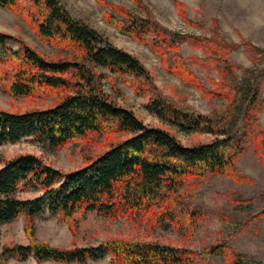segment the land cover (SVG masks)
<instances>
[{
    "label": "trees",
    "instance_id": "trees-1",
    "mask_svg": "<svg viewBox=\"0 0 264 264\" xmlns=\"http://www.w3.org/2000/svg\"><path fill=\"white\" fill-rule=\"evenodd\" d=\"M96 1L121 17L105 14L120 34L156 55L167 73L198 90L205 99L214 97L226 103L220 111L206 114L178 104L154 84L149 70L135 56L72 18L61 0H0V8L22 17L41 42L67 52L57 60H48L21 38L0 32L3 92L12 99L39 97L51 101V106L42 110L0 109V146L32 138L59 150L66 145L84 146L102 140V150L95 158L84 157L81 168L68 172L31 154L10 159L0 156V224L23 216L28 239L26 244L5 245L1 256L20 260L32 256L37 262L65 264H88V259L106 255L113 264H211L209 256H220L222 264H263L237 252L224 239L194 250L118 236L104 238L95 245L67 248L36 238L35 220L44 211L58 216L73 235L78 234L77 212L95 211L109 217L132 218L148 228L170 226L191 239L198 223L209 215L194 201L200 187L197 181L220 175L235 183L248 182L238 171L236 161L251 143L264 159V130L259 118L264 67L256 72L243 69L239 77L237 66L229 61L240 47L249 56H264V49L244 39L238 44L228 43L215 30L209 37L171 31L155 20L141 0L131 1L144 17L104 0ZM213 24L217 27L215 21ZM10 41L19 45L18 51L9 47ZM185 41L200 48L203 55L183 58L181 45ZM259 60L254 58V62ZM189 62L215 70L218 80L207 78L206 83L201 82L189 69ZM105 79L111 84L120 80L136 95L147 93L144 109L179 132L212 138L184 146L168 131L143 124L106 93ZM27 192L40 194L22 198ZM226 195L236 207L252 200L236 193ZM261 218L264 207L246 215L238 231Z\"/></svg>",
    "mask_w": 264,
    "mask_h": 264
},
{
    "label": "rangeland",
    "instance_id": "rangeland-1",
    "mask_svg": "<svg viewBox=\"0 0 264 264\" xmlns=\"http://www.w3.org/2000/svg\"><path fill=\"white\" fill-rule=\"evenodd\" d=\"M72 18L81 20L103 37L107 38L117 48L135 56L150 72L154 84L164 94L171 96L178 104L193 107L200 113L220 111L226 101L218 98L205 99L202 94L190 85L182 83L177 77L167 73L161 65L160 59L146 46L134 42L127 36L120 34L105 18L111 14L116 19L121 17L113 10L102 6L96 0H61ZM114 6L127 9L140 17L144 13L131 0H104ZM150 10L155 20L163 27L182 35L209 37L215 30L228 43H240V39L251 45L264 49V0H141ZM178 4V6H177ZM180 4V5H179ZM191 22L189 24L186 21ZM213 21L217 23L214 27ZM0 32L21 38L36 52L48 60H57L67 52L59 51L48 46L36 38L33 30L6 8H0ZM13 51H18L19 45L15 41L8 43ZM183 58L202 56L200 48L185 41L181 45ZM254 58L260 59L254 62ZM231 64L237 66L236 74L241 77L243 69L256 72L264 67V56L247 55L243 48L229 58ZM189 69L206 83L207 78L218 80L215 70L202 68L198 64L189 62ZM209 88H212L209 84ZM106 93L117 105L130 109L143 124L168 131L184 146H191L198 142H207L212 137L200 133H183L169 124L160 121L149 114L144 105L149 95H136L130 86L115 79L111 84L104 80ZM263 108L260 114V124L264 130V83L261 87ZM51 106V101L36 97L29 99H12L3 92L0 83V109L9 112H24L27 110H42ZM101 138L93 144L79 146L66 145L62 149L52 150L46 144L35 142L32 138H24L15 144L0 146V156L10 159L21 154L35 155L51 167L62 172L73 171L85 164V158L93 159L102 150L99 143ZM1 166V164H0ZM236 167L241 175L247 177L248 182L235 183L224 176H212L198 180L200 187L195 194V203L209 212V215L198 223V227L191 239H186L175 228L170 226H156L148 228L128 217H109L95 211H78V234L73 235L65 222L58 216H51L47 211L39 215L36 222L35 236L39 241L47 242L56 247L88 246L99 243L110 236L126 237L132 240H156L163 245L187 247L200 250L203 246L226 240L237 251L248 257L259 260L264 264V218L256 222L242 225L243 218L257 212L264 207V159H261L256 147L251 143L244 154L236 161ZM229 193L239 194L242 198H251L249 204L233 206L228 197ZM39 192H27L22 198H34ZM28 239L23 230V216L0 224V253L5 245L15 243L26 244ZM211 264H222L220 256H209ZM88 264H113L110 255L101 259H88ZM0 264H65L52 260L37 262L32 256L25 260L16 257H2ZM76 264V263H67Z\"/></svg>",
    "mask_w": 264,
    "mask_h": 264
}]
</instances>
